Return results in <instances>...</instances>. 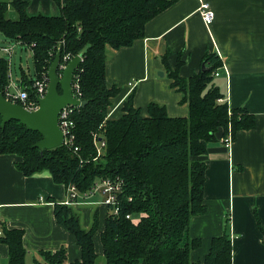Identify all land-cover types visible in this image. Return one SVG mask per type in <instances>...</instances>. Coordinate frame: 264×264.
<instances>
[{"label": "trees", "instance_id": "1", "mask_svg": "<svg viewBox=\"0 0 264 264\" xmlns=\"http://www.w3.org/2000/svg\"><path fill=\"white\" fill-rule=\"evenodd\" d=\"M54 1L60 15L51 17H30L26 0L0 1V33L33 53L35 77L23 73L20 79L30 95V88L48 73L60 48L62 61L82 55L75 83L88 104L71 116L75 143L41 151L35 148L41 134L17 121L3 129L0 117V155H17V170L25 177L47 171L55 184L75 185L80 194L90 191L100 179L123 183L117 195L119 213L113 214L107 206L109 214L100 234L105 264H233L229 217L224 234L212 240L203 262L191 261V252L200 248L201 240L188 238L191 219L207 213L208 146L230 136L233 142L239 132L257 125L255 115L245 108L232 109L216 86L214 73L224 67L218 53H206L199 73L188 78L180 76L185 64L182 53L174 68L168 63L169 54L161 58L172 88L182 95L180 103L189 107L184 118L170 117L167 108L157 102L148 104V116H144L135 108L131 91L123 102V115L111 119L112 99L120 89L107 85L108 52L145 38L147 24L180 0ZM9 9L16 12V19L9 17ZM9 70L8 61L0 58L3 89L10 84ZM94 135L106 143L100 156ZM54 213L56 222L74 236L81 250V259L70 264H97L98 212L90 229L81 226L80 216L71 206L57 203ZM130 215L133 218L128 220ZM256 221L264 236L257 216ZM2 229L0 242L8 248V264H26L25 230ZM40 257L43 262L36 260V264H68L65 248L43 251Z\"/></svg>", "mask_w": 264, "mask_h": 264}, {"label": "crops", "instance_id": "2", "mask_svg": "<svg viewBox=\"0 0 264 264\" xmlns=\"http://www.w3.org/2000/svg\"><path fill=\"white\" fill-rule=\"evenodd\" d=\"M26 1L30 17L60 15L54 0ZM204 4L214 12L210 27L201 13ZM145 35L131 47L108 52L107 85L120 89L112 99L109 117L123 115V102L134 91V106L144 116H148V104L157 102L167 108L170 117L184 118L189 107L180 103L182 95L172 88L161 58L169 54L168 63L174 68L182 53L185 64L180 76L188 78L199 73L206 53H218L224 67L215 78L216 86L232 109L245 108L255 115L257 125L239 132L230 148L223 140L208 146L207 213L191 219L188 238L201 240L200 248L191 252V261H204L212 240L224 234L229 217L233 264H264V236L256 221L257 216L264 227V0H180L153 18ZM12 80L21 85L13 75ZM18 162L17 155H0L2 228L25 230L26 264L29 254L43 262L41 252L60 248L66 249L68 264L81 259L74 236L55 219L54 206L68 200L67 188L55 184L47 171L25 177L17 170ZM103 201L97 195L71 205L84 229L92 227L98 212L100 230L95 240L99 241L109 214ZM0 258L1 263L9 261L8 248L1 242Z\"/></svg>", "mask_w": 264, "mask_h": 264}, {"label": "water", "instance_id": "3", "mask_svg": "<svg viewBox=\"0 0 264 264\" xmlns=\"http://www.w3.org/2000/svg\"><path fill=\"white\" fill-rule=\"evenodd\" d=\"M61 61L60 48L48 71L50 83L47 93L44 98L39 99L37 110L30 111L19 104L8 101L0 93L1 127L5 129L11 121H17L26 126L28 130L41 134L40 143L35 145V148L41 151L53 150L64 145V134L59 125L61 112L68 106L83 109L88 104V101H80L73 95L74 77L83 61L82 55L70 60L64 70L60 67ZM159 76H163V73L160 72Z\"/></svg>", "mask_w": 264, "mask_h": 264}, {"label": "built area", "instance_id": "4", "mask_svg": "<svg viewBox=\"0 0 264 264\" xmlns=\"http://www.w3.org/2000/svg\"><path fill=\"white\" fill-rule=\"evenodd\" d=\"M201 13L203 15V19L205 20L206 26L210 27L212 25V22L214 21V12L211 9L209 4H204L201 7ZM21 44L20 42H17ZM22 45V44H21ZM31 50V49H30ZM0 52L6 54L7 56H10V60L8 62V68L11 66L12 58L14 56V48H6V47H1ZM32 53V52H31ZM72 60L70 56H67L61 61L60 67L62 70H64L67 67V64L69 61ZM11 70H9V75H10V84L6 89H3L0 85V93L3 94V96L8 100L13 103L19 104L22 107L30 110V111H35L39 107V99L44 98L47 89L49 86V77L48 73L43 75L41 78H38L35 83L32 85L31 89V95L30 92L28 91L27 88H22L21 85L15 83L12 80V75H11ZM62 73V71H61ZM220 76V71H216L214 73V77H219ZM75 77H74V84H73V95L80 101L82 100V95L79 92V85L78 83H75ZM220 102H223V100H219ZM75 109H78L76 107L68 106V108L64 109V111L61 112L60 117H59V125L61 127V130L63 131L64 134V140L65 143L64 145L66 146H73L75 143V135L73 133V129L75 127L73 121L71 120V116L74 114ZM95 139V147L97 150L98 155L100 156L102 154L103 148L106 146V143L98 139V136L94 135ZM225 146L227 148H230L232 144V137L230 136L229 139L225 140ZM75 152L78 151V148L76 147ZM123 183L119 179H100L97 181V183L93 186V188L86 192L85 194H80L76 188L75 185L69 186L67 188L68 193H67V198L68 200L65 202L64 205L66 206H71L74 203H78L81 201H84L86 199L91 198L92 196H97V195H102L104 197L103 203L106 206L112 207L113 214H118V207H117V199H118V193L122 191V186ZM133 217L127 216V219L130 220ZM4 235V231L2 229V223L0 222V237Z\"/></svg>", "mask_w": 264, "mask_h": 264}, {"label": "rangeland", "instance_id": "5", "mask_svg": "<svg viewBox=\"0 0 264 264\" xmlns=\"http://www.w3.org/2000/svg\"><path fill=\"white\" fill-rule=\"evenodd\" d=\"M9 17L11 19H16V14L14 10L9 9ZM6 47V48H14V56L12 58L11 66V75H13V78L15 81H18L22 78L23 73H25L28 78H34L35 77V67H34V61H33V53H31V50L29 48H26L25 46H22L21 44L17 43L16 41L6 39L1 33H0V48ZM0 58H5L8 62L10 60V56L0 52ZM96 245L99 251L97 255H99V259L97 261V264H105V258L104 255H102V246L101 241L97 239L96 237ZM27 264H36L35 257H32L31 254L27 256ZM0 264H8V261L2 262Z\"/></svg>", "mask_w": 264, "mask_h": 264}]
</instances>
